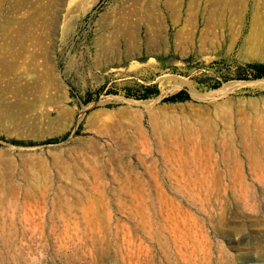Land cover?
<instances>
[{"label":"rangeland","instance_id":"rangeland-1","mask_svg":"<svg viewBox=\"0 0 264 264\" xmlns=\"http://www.w3.org/2000/svg\"><path fill=\"white\" fill-rule=\"evenodd\" d=\"M254 61L264 0H0V264H264Z\"/></svg>","mask_w":264,"mask_h":264},{"label":"trees","instance_id":"trees-1","mask_svg":"<svg viewBox=\"0 0 264 264\" xmlns=\"http://www.w3.org/2000/svg\"><path fill=\"white\" fill-rule=\"evenodd\" d=\"M247 72H251L253 74V76L255 77H260V76H264V62L262 61H254V62H250L247 65ZM156 91H158V87L156 85H147L145 87V91H143L141 93L140 96H144L147 97L149 95H151L152 93H155ZM190 93L185 90V89H181L173 94H170L168 96H165L166 100H184L187 98H190ZM58 137H51L45 140V142H52L57 140ZM14 142H19V143H34V141H27V140H21V139H11Z\"/></svg>","mask_w":264,"mask_h":264}]
</instances>
